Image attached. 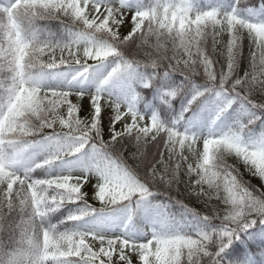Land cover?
<instances>
[{
	"label": "snow or ice",
	"instance_id": "snow-or-ice-1",
	"mask_svg": "<svg viewBox=\"0 0 264 264\" xmlns=\"http://www.w3.org/2000/svg\"><path fill=\"white\" fill-rule=\"evenodd\" d=\"M0 264H264V0H0Z\"/></svg>",
	"mask_w": 264,
	"mask_h": 264
},
{
	"label": "trees",
	"instance_id": "trees-1",
	"mask_svg": "<svg viewBox=\"0 0 264 264\" xmlns=\"http://www.w3.org/2000/svg\"><path fill=\"white\" fill-rule=\"evenodd\" d=\"M262 0H251L252 6L260 7ZM105 62V64H114ZM203 77H197L196 83L198 85L203 84ZM124 82H127L126 91H129L131 95L136 98V107L142 111L151 115L154 112H158L166 122L172 123L179 120L180 125L188 126L186 121L192 116V113H184V120H180V115L183 112L184 106L187 104L190 95L188 96H177L176 99L171 100L170 104L165 102L166 92L170 88H174L177 84L184 80V77L179 73H168L165 75V69L163 67L158 69H153L151 67L140 66L138 68L129 70V74L124 77ZM151 80V87H144V83ZM135 84L133 87L132 84ZM138 94V95H137ZM195 108V106H194ZM203 112V109L197 110V118L199 114ZM210 119V117H209ZM193 130L208 131V128H196ZM253 183L259 185V180L257 178L253 179ZM190 207L196 206L190 204ZM177 206L173 211L178 210Z\"/></svg>",
	"mask_w": 264,
	"mask_h": 264
},
{
	"label": "rangeland",
	"instance_id": "rangeland-1",
	"mask_svg": "<svg viewBox=\"0 0 264 264\" xmlns=\"http://www.w3.org/2000/svg\"><path fill=\"white\" fill-rule=\"evenodd\" d=\"M113 66V64H105L104 66H101V68L103 70H110V67ZM124 80H122L121 82H118L114 87H115V90L116 91H120V88H121V84H124ZM126 99L133 103L135 106H136V98L135 96L131 95V93L129 91H126ZM203 133H206L207 131H202Z\"/></svg>",
	"mask_w": 264,
	"mask_h": 264
}]
</instances>
